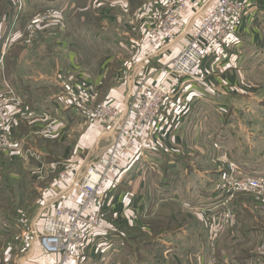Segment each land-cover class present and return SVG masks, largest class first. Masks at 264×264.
Instances as JSON below:
<instances>
[{
  "label": "crops",
  "instance_id": "1",
  "mask_svg": "<svg viewBox=\"0 0 264 264\" xmlns=\"http://www.w3.org/2000/svg\"><path fill=\"white\" fill-rule=\"evenodd\" d=\"M250 2L252 8L249 15L234 37L231 36L219 47L217 55L202 59L187 77L168 79V83L175 89L174 94L160 109L155 123L141 133L129 150L123 172L117 177L115 186L105 188V197L109 199L112 196L116 204L106 209L102 227L94 231L86 243L76 248L70 264H127L130 261L131 240L121 228L118 229L117 224H125V220L123 216L118 219L117 213L121 210L124 214V199L127 200L134 189L137 190V202L133 207L136 204L134 208L137 211L145 208L146 202L153 195L160 194L164 200L157 204L170 202L169 204H177L179 210L181 207L191 210L189 212L197 220L203 221V229L208 234L206 225L215 220L225 207L230 208L225 205V201L231 192L222 180L223 172H220L228 167V172H235L238 178L264 177V149L256 141H264V89L259 88L258 84L264 82V42L260 40V31H264V0ZM3 8L0 7V17L4 15L9 19L10 13ZM157 13L155 10L153 14H149L153 20L149 23L161 19L162 14ZM47 29L49 28H43ZM12 32L16 36L12 37L8 48L12 43L17 45L22 41L21 36H17L21 35L20 26L12 29ZM5 34L4 30L3 36ZM142 36L143 44L134 40L118 44L121 46L120 49L117 47L119 50L132 53L131 59L116 56L117 59H114L117 63H112L109 67L101 64L95 71L87 66L82 56L76 63L74 52L66 54L60 46L54 49L56 53L47 56L49 53H42V49L39 52L40 46L34 44L27 49L28 58H19L15 62L11 55L3 61L5 78L0 77V95L7 94L5 87L2 88L3 80L9 82L16 94L11 105L25 108L24 113L14 119L11 133L17 143L29 147L27 151L32 152L34 157L31 158L37 163L33 174L37 175L42 168L47 177L53 165L79 163L83 157L87 160L97 159L107 150L110 132L99 131L97 125L93 128L88 126L87 132L77 134L82 132V124H86L88 119L81 114L76 97L84 91L89 95L95 94L98 99L114 98L120 106L125 103L130 91L159 82L162 79L159 68L180 51L184 44L178 41L171 52L150 58L146 57L144 29ZM4 43L6 42L2 44ZM43 46L42 44V48ZM6 48L7 45L2 49L0 46V50H7ZM218 67L221 72L216 71ZM101 79L111 82L106 92L99 88L104 83ZM39 114L44 115L41 116L43 119L34 120V116ZM257 117L261 121H257ZM49 118L55 121L53 124L49 123L52 134L45 137L56 139L54 145L65 142L59 144L63 149L60 154H56L53 142L48 140L47 152H42L44 156H41L33 143L38 144V129ZM259 130L263 132L259 134ZM1 154L6 159L18 157L15 153L0 152ZM222 162L224 165L221 168ZM130 175L131 179H128ZM181 178L187 180V188L178 186L177 181ZM52 188L53 186L42 198V212L47 209L46 200L52 193ZM184 192L186 198L183 195L181 197ZM237 195L233 196L234 204L231 202V208L242 209L240 212L244 211L246 214L250 200L246 198L248 196L238 198ZM229 200L232 201V197L226 203ZM133 211L126 215L129 225L136 224ZM189 212L186 213L188 216ZM110 214L112 220L109 222L107 217ZM172 217L176 224L180 223L179 226L168 232L169 237L166 236V239L163 238L164 232L154 238L153 243L156 244L153 248L158 249L164 259L173 258V264H192L189 250L193 246L188 245L185 252L178 248L182 236L191 238L190 230L184 226L183 218ZM29 245V251L23 257L26 264L52 263L55 256L42 254L39 244L32 237ZM181 257L185 258V262L179 259ZM225 262L227 261L223 263Z\"/></svg>",
  "mask_w": 264,
  "mask_h": 264
},
{
  "label": "rangeland",
  "instance_id": "2",
  "mask_svg": "<svg viewBox=\"0 0 264 264\" xmlns=\"http://www.w3.org/2000/svg\"><path fill=\"white\" fill-rule=\"evenodd\" d=\"M167 1L168 0H0V7L3 6V9H6L5 11L10 13L11 16L9 19H6L4 15L0 17L1 49L2 47L4 48L5 45H7L8 48L12 37L16 36L15 32H12V29L20 26L21 35L17 36H21L22 38L21 43H17V45L12 43L10 48H6L7 50H0V70L3 68V61L5 62L6 58L11 55L15 62H17L19 58H28L29 52L27 53V49L32 48L34 44L40 46L39 52L42 49V53H49L47 56H52L53 53H56L54 49L58 46L65 50L66 54H68V52H74L76 63L82 56L87 66L94 71L97 70L101 64L109 67L112 63H117L116 56H120L123 59L125 57L126 59H131L132 53L128 50H119L121 46L118 44L122 42H132L133 40L137 41L138 44H143V29L145 36V30L149 21H153L149 17V14H153L156 10L159 15L162 14L163 17ZM156 16L155 14V17ZM44 27L49 29L43 30ZM4 30L6 32L5 36H3ZM260 32V40L264 42V31L261 30ZM9 38L10 40H8ZM1 39L3 40L1 41ZM35 40H37V42H34ZM3 42L6 43L2 44ZM42 44L44 45L43 48ZM117 47H119V49ZM65 55H63V57ZM70 67L73 68V65ZM216 71L221 72V68L218 67ZM0 74L2 79L5 78L3 76V70L0 71ZM102 83L103 85L101 84L99 88L103 91H107L111 82L102 81ZM258 84L260 86L259 88L264 89V82H258ZM11 86L9 82L3 80L2 88L5 87L4 89L7 91V94L9 93V89L13 90ZM15 99L16 94H14V100ZM76 100L79 101V105H82L80 107L81 114H83L85 119H88L86 124H82V132L77 134L81 135L87 132L88 126L93 128L94 125H97L99 131L103 132L104 129L102 127H104V124L92 120L91 117H86L82 109L109 100L110 102L117 103L116 100L114 98L107 99L105 97L102 99L99 97L98 99L95 94L89 95L84 91L76 97ZM24 110L25 108L23 107V113ZM41 116L44 115H35L33 119L40 121L43 119ZM47 120L49 121L43 122L45 123L43 127L38 129L40 133L38 134V136H40L37 141L38 144L36 145L33 143V147L39 153L41 152V156H44L42 152H47L46 146L48 145V140H50L51 143L53 142V145L55 143L54 141H56V139L53 140V138L51 139L48 136L45 137L46 135L52 134V132L48 134L44 132L45 129L51 125L49 123L52 122L53 124L55 121L53 118ZM11 121L9 127L10 135L16 145L20 147V151L17 149L0 151L15 153L18 156L6 159L4 158L5 155H0V264H26V260L23 259V257H25L28 253L27 251H29L31 229L33 225L39 229V223L42 220V198H44L48 189L50 190L53 186L56 174L63 165H53L52 169L50 168L51 171L48 169L49 174L47 177L44 176L45 172H43L42 168L39 169L37 175L33 174V168L37 163L34 162V158H31L33 156L32 152L29 150L27 151L29 147L20 145L14 139L11 133L14 120L12 119ZM257 121H261L260 117H257ZM68 123L70 124L69 121ZM258 132L261 134L263 131L259 130ZM256 141L258 145L264 149V141L261 139H256ZM64 142H58L57 145H54L56 154L61 153L63 146L59 144H64ZM44 161L46 164V158ZM223 165L224 163L222 162L221 168ZM228 170L229 168L227 167L220 172H223L222 180L224 184L227 175L235 179L243 178H238L235 172H228ZM131 176L132 175L127 178L131 179ZM260 178L264 179V177ZM177 183L179 187L182 188L185 186L184 188H187V180H185V178H181ZM189 183L190 182H188V185ZM106 193L107 192H104L101 197L103 200L106 199ZM185 193L186 192L181 193V197L183 195V198H186ZM236 194H238V198L248 196L246 198L250 200V204L249 208L246 209V214H244V211L240 212L242 209H236V207L235 209L231 208V205L234 204L233 196ZM136 197L137 190L134 189L127 200L126 198L124 199L126 205L124 214L121 210H118L119 213H117L119 214V216H117L118 219L124 217L123 219L125 220V224H117L118 229L120 230L121 228V230L128 235L129 239H131L130 248L132 257L127 264L175 263L173 258L164 259L158 249L154 250L153 247H155L156 243H153L154 240L152 237L160 232H164V239L167 238L166 236L169 237L168 232H172L171 230L177 228L180 224H176L172 215L175 219H177V217L178 219L183 218V221H185L184 226L187 230H190L191 238L186 239L182 238V236L180 238L182 241L179 242L180 246L178 248L180 250L183 249L185 252L188 245L193 246V249L189 250L191 251L190 258L193 259L192 264H264V188L262 191L255 193L234 192L228 195L226 201L230 197H232V201L229 200L227 203L225 201V205L230 208L225 207L224 210L229 209L230 212L228 213H230L231 217L223 221L222 215L224 213L222 214V212L224 210L222 211L221 209L222 212L219 213V217L215 218V220H211L206 225L208 234H205V230L203 229V221L197 220V218L189 212L191 210L182 207L179 210L177 204H169L170 202L157 204V202L164 200L160 194L153 195L152 198L146 202L147 205L144 206L145 208L138 211L134 208L137 206L136 204L133 207L134 203L137 202ZM231 202L233 204H231ZM106 209L103 211V218ZM133 210H135V212ZM132 211L136 215V224L129 225L126 221V215H130ZM188 212L190 216L186 214ZM108 216L110 217H107V220L110 222L112 220L111 214ZM168 240L169 239H167V241ZM42 254L44 253L42 252ZM179 259L185 262L184 257ZM224 261L227 262L223 263Z\"/></svg>",
  "mask_w": 264,
  "mask_h": 264
},
{
  "label": "built area",
  "instance_id": "3",
  "mask_svg": "<svg viewBox=\"0 0 264 264\" xmlns=\"http://www.w3.org/2000/svg\"><path fill=\"white\" fill-rule=\"evenodd\" d=\"M251 8L250 0H168L163 17L148 24L146 57L171 52L178 41L184 45L159 68V82L130 91L124 104L106 101L82 109L86 117L104 124V131L110 132V144L97 159L83 157L79 163L67 162L56 174L40 227L33 225L31 229V237L42 252L55 256L50 264H70L76 248L102 227L103 211L115 204L112 196L101 198L105 188L115 186L129 150L155 123L160 109L174 94L168 79L187 77L202 59L217 55L219 47L238 32ZM14 94L9 89L0 97V151H20L9 131L11 120L23 113L22 106L11 105ZM51 132L49 126L44 133ZM225 183L231 193H255L264 188L260 177L235 179L227 175ZM228 212H222L223 221L231 217Z\"/></svg>",
  "mask_w": 264,
  "mask_h": 264
},
{
  "label": "trees",
  "instance_id": "4",
  "mask_svg": "<svg viewBox=\"0 0 264 264\" xmlns=\"http://www.w3.org/2000/svg\"><path fill=\"white\" fill-rule=\"evenodd\" d=\"M108 211H110V210H108ZM106 213V212H105ZM104 216H105V214H104ZM160 234H162L161 232L160 233H158V234H156L155 236H152L153 237V239L154 238H156L158 235H160ZM131 240V239H130Z\"/></svg>",
  "mask_w": 264,
  "mask_h": 264
}]
</instances>
